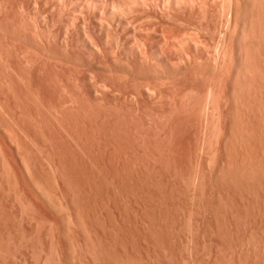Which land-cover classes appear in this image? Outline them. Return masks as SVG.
<instances>
[{"label": "rangeland", "instance_id": "rangeland-1", "mask_svg": "<svg viewBox=\"0 0 264 264\" xmlns=\"http://www.w3.org/2000/svg\"><path fill=\"white\" fill-rule=\"evenodd\" d=\"M177 1L0 0V264H264V2Z\"/></svg>", "mask_w": 264, "mask_h": 264}, {"label": "bare ground", "instance_id": "bare-ground-1", "mask_svg": "<svg viewBox=\"0 0 264 264\" xmlns=\"http://www.w3.org/2000/svg\"><path fill=\"white\" fill-rule=\"evenodd\" d=\"M176 1H177V0H175V3H176ZM242 1H244V0H242ZM246 1H247V0H246ZM249 1L252 2L253 0H249ZM249 1H248V2H249ZM172 2H173V1H172ZM177 2H178V1H177ZM184 2H186V1H184ZM191 2H192V0H191ZM235 2H236V1H235ZM239 2H240V1H239ZM248 2H247V3H248ZM254 2H256V0H255ZM254 2H253V3H254ZM258 2H259V0H258ZM258 2H257V3H258ZM262 2H264V1L262 0ZM236 3H237V2H236ZM183 4H184V3H183ZM185 4H186V3H185ZM200 4H201V3H200ZM233 4H234V3H233ZM244 4H245V3H244ZM249 4H250V3H249ZM249 4H248V5H249ZM258 4H259V3H258ZM260 4H261V3H260ZM157 5H158V4H157ZM176 5H178V4L176 3ZM180 5H182V2H181V4H179L178 6H180ZM191 5H192V4H191ZM191 5H190V8H191ZM194 5H195V4H194ZM237 5H239V4H237ZM158 6H159V5H158ZM192 6H193V5H192ZM235 6H236V5H235ZM239 6H240V5H239ZM244 6H245V5H244ZM251 6H254V5L251 4ZM263 6H264V5H263ZM96 7H97V6H96ZM115 7H116V6H115ZM154 7H155V6H154ZM175 7H176V6H175ZM180 7H181V6H180ZM182 7H183V5H182ZM182 7H181V8H182ZM184 7L186 8V5H185ZM184 7H183V8H184ZM236 7H237V6H236ZM236 7H235V10L237 9ZM242 7H243V6H242ZM247 7H248V9H249L250 5L247 6ZM254 7H255V6H254ZM178 8H179V7H178ZM181 8H179V10H178V9H177V10L180 11ZM187 8H188V6H187ZM190 8H189V9H190ZM191 9H192V8H191ZM250 9H252V8L250 7ZM113 10H114V9H113ZM127 10H128V9H127ZM156 10H157V9H156ZM184 10H185V9H183V10L181 9V15H180V16H181V17H180L181 19H182V13L184 12ZM243 10H244V9H243ZM243 10H241V11H243ZM246 10H247V8H246ZM162 11H163V10H162ZM186 11H187V10H186ZM250 11H251V10H250ZM260 11H261V10H260ZM154 12H155V11H154ZM244 12H245V10H244ZM248 12H249V10H248ZM251 12H253V11H251ZM178 13H179V12H177L175 15H178ZM232 13H233V12H232ZM236 13H237V12H236ZM241 13H243V12H241ZM245 13H246V12H245ZM161 14H162V13H161ZM183 14H184V13H183ZM185 14H186V13H185ZM189 14H190V13H188V15H189ZM249 14H250V12H249ZM257 14H258V13H257ZM190 15H191V14H190ZM236 15H237V14H236ZM242 15H243V14H242ZM258 15H259V14H258ZM149 17H150V16H149ZM171 17H175V16L173 15V16H171ZM185 17H186V16H185ZM250 17H251V18H252V17L254 18L253 15L250 16ZM256 17H257V16H256ZM256 17H255V18H256ZM260 17H261V15H260ZM150 18H151V17H150ZM175 18H176V21H177L178 17L176 16ZM180 18H179V19H180ZM187 18H188V17H187ZM244 18H245V17H244ZM248 18H249V17H248ZM261 18H262V17H261ZM119 19H121V18H119ZM173 19H174V18H173ZM179 19H178V20H179ZM181 19H180V20H181ZM192 19H193V18H192ZM249 19H250V18H249ZM249 19H248V20H249ZM256 19H257V18H256ZM195 20H196V19H195ZM199 20H200V19H199ZM244 20H246V18H245ZM125 21H126V20H125ZM146 21H147V20H146ZM171 21H172V19H171ZM181 21H182V20H181ZM181 21H180V22H181ZM262 21H263V20H262ZM182 22H183V21H182ZM182 22H181V23H182ZM186 22H187V20H186ZM186 22H185V23H186ZM190 22H191V21H190ZM253 22H254V19H253ZM255 22H256V20H255ZM255 22H254V24H256ZM146 23H147V22H146ZM177 23H179V22H177ZM227 23H228V22H227ZM250 23H251V21H250ZM148 24H149V23H148ZM192 24H193V23H192ZM233 24H234V23H233ZM258 24H259V23H258ZM125 25H126V24H125ZM161 25H162V24H161ZM249 25H250V24H249ZM148 26H151V25L149 24ZM148 26H146V27L148 28ZM179 26H181V25L179 24ZM183 26H184V24H183ZM198 26H199V25H198ZM235 26H236V25H235ZM257 26H258V25L256 24V27H257ZM130 27H131V26H130ZM153 27H154V25H153ZM157 27H160V26L158 25ZM157 27H156V29H157ZM190 27H191V26H190ZM195 27H196V26H195ZM195 27H194V28H195ZM249 27H251V26H249ZM256 27H255V28H256ZM260 27H261V26H260ZM147 28H146V29H147ZM162 28H163V26H162ZM242 28H243V27H242ZM245 28H246V27H245ZM258 28H259V27H258ZM261 28H262V27H261ZM151 29H152V27H151ZM160 29H161V28H160ZM160 29H158V30L160 31ZM165 29H167V33H169V32L172 31V30H171V31H168V30H170L169 28H166V27L163 28V30H165ZM246 29H247V28H246ZM249 29H250V28H249ZM175 30H176V29H175ZM155 31H156V30H154V32H155ZM177 31H179V28H178ZM183 31L185 32V30H182V32H183ZM246 31H249V30H246ZM246 31H244V32H246ZM258 31H261V30H258ZM172 32H173V31H172ZM172 32H171V33H172ZM198 32H199V31H198ZM160 33H161V32H160ZM163 33L165 34L166 32L163 31ZM167 33H166V34H167ZM180 33H181V31H180ZM242 33H243V32H242ZM249 33H251V32L249 31ZM254 33H255V31H254ZM261 33H262V32H261ZM177 34H178V33H177ZM183 34H185V33H183ZM183 34H182V36H183ZM244 34H245V33H244ZM247 34H248V33H247ZM255 34H256V33H255ZM161 35H162V34H161ZM161 35H160V37H161ZM167 35H168V34H167ZM172 35H174V34H173V33H172V34L169 33V36H172ZM180 35H181V34H180ZM263 35H264V34H263ZM132 36H133V34H132ZM162 36H163V35H162ZM165 36H166V35H165ZM169 36H168V37H169ZM175 36H176V35H175ZM175 36H174V37H173V36L171 37L172 39L174 38L173 40L170 39V40H172V42L175 40ZM205 36H206V35H205ZM126 37H127V36H126ZM176 37H177V36H176ZM179 37H181V36H179ZM183 37H184V36H183ZM222 37H223V36H222ZM165 38H166V37H165ZM177 38H178V37H177ZM155 39H156V38H155ZM162 39H163V38H162ZM237 39H238V37H237ZM257 39H258V38H257ZM166 40H168V39H166ZM166 40H164L163 42H164V43L167 42ZM176 40H177V39H176ZM178 40H179V38H178ZM178 40H177V42H178ZM181 40H182V38H181ZM231 40H232V39H231ZM179 41H180V40H179ZM163 42H162V43H163ZM220 42H221V41H220ZM241 42H242V41H241ZM91 43H92V42H91ZM160 43H161V42H160ZM160 43H159V44H160ZM162 43L160 44V46L163 45ZM178 43H179V42H178ZM133 44H134V43H133ZM155 44H156V43H155ZM159 44H157L156 46L159 47ZM166 44H167V43H166ZM196 44H197V43H196ZM172 45H173V44H172ZM178 45H179V44H178ZM199 46H200V45H199ZM222 46H223V45H222ZM136 47H137V46H136ZM158 47H157V48H158ZM161 47H164L165 50L168 49V46H165V44H164L163 46H161ZM166 47H167V48H166ZM179 47H180V46H179ZM240 47H241V46H240ZM246 47H248V46H246ZM246 47H245V48H246ZM111 48H112V47H111ZM134 48H135V47H134ZM139 48H140V47H139ZM142 48H143V46H142ZM142 48H141V49H142ZM194 48H195V47H194ZM196 48H197V47H196ZM245 48H244V52H245ZM250 48H251V47H250ZM250 48H249V49L247 48V50H250ZM104 49H105V48H104ZM158 49L160 50V48H158ZM158 49H157V50H158ZM164 49H163V51H164L165 55H167L166 52L168 53L169 51H165ZM179 49H180V48H179ZM240 49H241V48H240ZM242 49H243V47H242ZM252 49H253V48H252ZM256 49H257V48H256ZM256 49H255V50H256ZM137 50H138V48H137ZM142 50H145V49H142ZM142 50H140V54H141V51H142ZM155 50H156V49H155ZM159 50H158V52H162V51H159ZM168 50H169V49H168ZM176 51H177V50H176ZM180 51H181V50H180ZM250 51H251V50H250ZM261 51H262V50H261ZM138 52H139V50H138ZM146 52H147V51H146ZM154 52H156V51H154ZM247 52H248V51H247ZM110 53H111V52H110ZM164 53H163V54H164ZM172 53H173V52H172ZM177 53H178V55H177V57H178L181 53H180V54H179V52H177ZM222 53H223V52H222ZM231 53H232V52H231ZM248 53H250V52H248ZM257 53H259V51H258ZM257 53H256L255 55H257ZM144 54H145V53H144ZM144 54H141V55H138V56L142 57ZM146 54H147V53H146ZM146 54H145V55H146ZM161 54H162V53H161ZM161 54H160V55H161ZM163 54H162V55H163ZM244 54H245V53H244ZM250 54H251V53H250ZM250 54H249V55H250ZM261 54H262V53H261ZM261 54H258V55L260 56ZM174 55H175V53H174ZM112 56H113V55H112ZM163 56H164V55H163ZM239 56H240V55H239ZM253 56H254V55H253ZM145 57H146V56H144V58H145ZM155 57H156V56H155ZM165 57H166L165 59L167 60L166 63H169V62H168V58H169V57H172V56H170V54H169V56L167 55V56H165ZM167 57H168V58H167ZM185 57H186V56H185ZM250 57H251V56H250ZM255 57H256V56H255ZM257 57H258V56H257ZM257 57H256V58H257ZM146 58H148V57H146ZM158 58H159V57H158ZM173 58H174V56H173ZM178 58H179V57H178ZM188 58H189V57H188ZM228 58H229V57H228ZM261 58H262V57H261ZM114 59H115V58H114ZM134 59L136 60V57H135V56H134ZM180 59H182L181 55H180ZM180 59H179V60H180ZM195 59H196V58H195ZM262 59H263V61H264V58H262ZM88 60H89V59H88ZM143 60H144V59H143ZM158 60H159V59H158ZM192 60H193V59H192ZM231 60H232V59H231ZM258 60H259V58H258ZM260 60H261V59H260ZM139 61H140V59H139ZM171 61L173 62V60H171ZM171 61H170V62H171ZM180 61H181V60H180ZM256 61H257V60H256ZM256 61L254 60V62H256ZM116 62H117V61H116ZM135 62H136V61H135ZM144 62H145V61H144ZM146 62H147V61H146ZM175 62H176V61H175ZM183 62H184V61H183ZM242 62H243V61H242ZM260 62H261V61H260ZM215 63H216V62H215ZM81 64H82V63H81ZM88 64H89V63H88ZM103 64H104V63H103ZM134 64H135V63H134ZM140 64H142V63H140ZM170 64L173 65V63H170ZM191 64H192V63H191ZM232 64H233V63H232ZM257 64H258V63H257ZM257 64H256V65H257ZM135 65H137V64H135ZM143 65H144V64L141 65V66L143 67V69H144V68L146 69L147 67H144V66H146V65H144V66H143ZM172 65H171V67H172ZM175 65H176V64H175ZM175 65H174V67H175ZM196 65H197V64H196ZM212 65H213V63H212ZM230 65H231V64H230ZM259 65H261V64L259 63ZM121 66H122V65H121ZM127 66H128V65H127ZM132 66H133V64H132ZM132 66H130V67H132ZM141 66H139L140 69L142 68ZM238 66H239V65H238ZM241 66H243V65H241ZM128 67H129V66H128ZM130 67H129V69H131ZM164 67H165V65H164ZM174 67H173V68H174ZM180 67H181V66H180ZM180 67H177V68H180ZM188 67H189V66H188ZM205 67H206V66H205ZM218 67H219V66H218ZM252 67H253V66H252ZM263 67H264V65H263ZM122 68H123V66H122ZM122 68H121V69H122ZM124 68H126V67L124 66ZM132 68L135 69V67H132ZM136 68H137V67H136ZM168 68H169V67H168ZM177 68H176V69H177ZM207 68H208V67H207ZM211 68H212V67H211ZM237 68H238V67H237ZM239 68H240V66H239ZM239 68H238V69H239ZM245 68H246V67H245ZM258 68H262V67H258ZM126 69H127V68H126ZM134 69H133V71H134V73H135V70H134ZM140 69L137 68L138 71H139ZM143 69H141L142 72H140V73H143ZM205 69H206V68H205ZM147 70H149V72H150V69H147ZM147 70H145V72H146ZM153 70H154V69H153ZM210 70H211V69H210ZM215 70H216V69H215ZM215 70H214V71H215ZM223 70H224V69H223ZM126 71H128V69H127ZM138 71H136V72H138ZM163 71H164V69H163ZM207 71H208V69H207ZM229 71H231V70H229ZM240 71H241V70H240ZM240 71L237 70V71L235 72L236 74L233 73V75H234L235 78H236V77L238 78V76H239V73H238V72H240ZM242 71H243V70H242ZM256 71H257V70H256ZM261 71H262V69H261ZM85 72H86V71H85ZM123 72H125V70H124ZM166 72H167V71H166ZM257 72H258V71H257ZM262 72H263V71H262ZM138 73H139V72H138ZM185 73H186V72H185ZM245 73H246V72H245ZM260 73H261V72H260ZM260 73H259V74H260ZM165 74H166V73H165ZM178 74H179V73H178ZM189 74H190V73H189ZM126 75H127V74H126ZM160 75H161V74H160ZM236 75H237V76H236ZM123 76H124V75H123ZM131 76H132V75H131ZM142 76H143V75H142ZM169 76H170V75H169ZM208 76H209V75H208ZM243 76H244V75H243ZM230 77H231V76H230ZM245 77H246V76H245ZM131 78H132V77H131ZM210 79H211V78H210ZM245 79H246V78H245ZM247 79H248V78H247ZM214 80H215V79H214ZM239 80H240V77L237 79V81H239ZM242 80H244V79L242 78ZM237 81L235 80L234 82L236 83ZM259 81H260V79H259ZM160 82H161V81H160ZM212 82H213V81H212ZM232 82H233V81H232ZM239 82H240V81H239ZM239 82H237V84H238V86H239V93H240V90H241L242 87L240 88L241 85L239 84ZM241 82H242V81H241ZM243 82L245 83V81H243ZM263 82H264V81H263ZM233 84H234V83H233ZM241 84H242V83H241ZM156 85H157V84H156ZM242 85H243V84H242ZM235 86H236V85H235ZM235 86H234V87H235ZM238 86H237V87H238ZM232 88H233V87H232ZM232 88H231V89H232ZM243 88H244V87H243ZM235 89H236V87H235ZM144 90H145V89H144ZM232 90H234V89H232ZM232 90H231V91H232ZM149 92H150V91H149ZM234 92H235V91H233V93H234ZM241 92H243V91H241ZM237 93H238V91L236 90V94H237ZM243 93H244V92H243ZM246 93H247V90H246ZM150 94H151V93H150ZM236 94H235V95H236ZM232 95H233V94L231 93L230 96H232ZM237 95H238V94H237ZM237 95L235 96L236 98L239 97V95H243V94L240 93L238 96H237ZM245 95H246V94H245ZM245 95H244V96H245ZM247 96H248V94H247ZM233 97H234V95H233ZM231 98H232V97H231ZM244 98H245V97H244ZM244 98H243V100H244ZM238 99H239V98H238ZM234 100H235V99H234ZM244 102H245V100H244ZM239 103H240V102H239ZM250 103H251V102H250ZM248 104H249V103H248ZM235 106H236V104H235ZM236 107H238V106H236ZM236 107H235V108H236ZM249 107H250V106H249ZM231 108H232V107H231ZM246 108H247V107H246ZM258 109H259V108H258ZM250 110H251V109H250ZM231 111H232V109H231ZM235 112H236V111H235ZM258 112H259V111H258ZM236 113H237V112H236ZM232 114H234V113L232 112ZM237 114H238V113H237ZM237 114H236V115H237ZM250 114H251V113H250ZM255 114H256V113H255ZM259 114H260V113H259ZM127 115H128V114H127ZM233 116H235V115H233ZM263 116H264V115H263ZM235 117H236V116H235ZM247 118H248V117H247ZM233 119H234V118H233ZM235 119H236V118H235ZM237 119H238V118H237ZM242 119H243V118H242ZM253 119H254V118H253ZM238 120H239V119H238ZM120 121H121V120H120ZM233 121H234V120H233ZM234 122H235V121H234ZM123 123H124V122H123ZM235 123H236V122H235ZM235 123H234V124H235ZM245 124H246V123H245ZM253 124H254V123H253ZM257 124H258V123H257ZM119 125H120V124H119ZM122 125H123V124H122ZM235 125H238V124H235ZM263 127H264V126H263ZM235 128H236V127H235ZM238 128H239V125H238L237 129H238ZM261 128H262V126H261ZM248 129H249V128H248ZM234 130H235V129H234ZM244 130H245V129H244ZM236 131H237V130H236ZM236 131H235V132H236ZM238 131H239V130H238ZM235 132H234V133H235ZM239 132H240V131H239ZM246 133H247V132H246ZM240 134H241V133H240ZM263 134H264V133H263ZM237 136H238V133H237ZM238 137H240V136H238ZM236 139H238V138H236ZM241 139H242V138H241ZM245 139H246V138H245ZM252 139H253V138H252ZM239 140H240V139H239ZM249 140H250V139H249ZM16 141H17V140H16ZM239 142H240V141H239ZM243 142H244V141H243ZM249 142H250V141H249ZM246 143H247V140H246ZM232 144H233V143H232ZM234 146H235V145H234ZM243 146H244V145H243ZM251 146H252V145H251ZM235 148H236V147H235ZM244 148H245V147H244ZM251 150H252V149H251ZM233 151H234V150H233ZM227 152H228V151H227ZM229 152H230V151H229ZM234 152H235V151H234ZM247 153H248V152H247ZM229 158H230V157H229ZM238 158H239V157H238ZM230 159H231V158H230ZM22 160H23V159H22ZM246 160H247V159H246ZM210 161H211V160H210ZM208 162H209V161H208ZM257 162H258V161H257ZM230 163H231V162H230ZM229 165H230V164H229ZM237 165H238V164H237ZM244 165H245V164H244ZM241 166H242V165H241ZM214 167H215V166H214ZM227 167H228V166H227ZM238 167H239V166H238ZM252 167H254V166H252ZM227 169H228V168H227ZM237 169H238V168H237V167L235 168V166H234V170H235V172H234L233 169H231V170H233V171H232V172H233V173H232L233 176H234V173H237V171H236ZM247 169H248V168H247ZM239 170H240V169H238V171H239ZM253 170H254V169H253ZM220 171H222V170H220ZM228 171H230V170H228ZM246 172H247V171H246ZM250 172H252V171H250ZM220 173H221V172H220ZM222 173H223V172H222ZM229 173H230V172H228V174H229ZM240 173H241V171H240ZM240 173H239V174H240ZM258 173H259V172H258ZM223 174H224V173H223ZM239 174H238V176H239ZM201 175H202V174H201ZM230 176H231V175H230ZM236 176H237V174H236ZM253 176H254V175H253ZM231 177H232V176H231ZM189 178H190V177H189ZM244 178H245V177H244ZM234 179H235V177H234ZM251 179H252V178H251ZM235 180H236V179H235ZM256 182H257V181H256ZM258 182H259V181H258ZM259 183H260V182H259ZM39 185H40V184H39ZM239 185H240V184H239ZM40 189H41V188H40ZM238 189H239V188H238ZM51 190H52V189H51ZM41 191H42V190H41ZM210 209H211V208H210ZM78 215H79V214H78ZM68 217H69V216H68ZM76 222H77V221H76ZM188 223H189V222H188ZM187 226H188V225H187ZM152 231H153V230H152ZM150 234H151V233H150ZM19 236H20V235H19ZM254 236H255V235H254ZM249 237H250V236H249ZM185 247H186V246H185ZM160 249H161V248H160ZM103 251H104V250H103ZM50 252H51V251H50ZM35 257H36V256H35ZM48 257H49V255H48ZM256 257H257V256H256ZM180 258H182V257H180ZM125 260H126V259H125ZM43 262H44V261H43Z\"/></svg>", "mask_w": 264, "mask_h": 264}]
</instances>
